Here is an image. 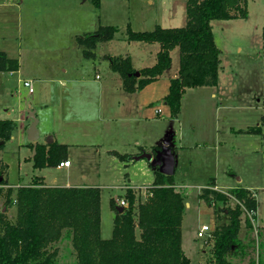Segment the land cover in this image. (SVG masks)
<instances>
[{
    "label": "rangeland",
    "instance_id": "1",
    "mask_svg": "<svg viewBox=\"0 0 264 264\" xmlns=\"http://www.w3.org/2000/svg\"><path fill=\"white\" fill-rule=\"evenodd\" d=\"M186 2L187 0H101L100 6L97 7L93 0H0V48L7 51L9 56L18 57L20 62L19 71L0 72V117L5 113L4 107L9 105L7 102L14 109H17V105L24 108V100L33 95L18 82V78L34 73L40 74V77L89 74V82L97 84L93 80L95 74H101L99 81H102L112 69L108 54L119 56L130 51H135V55L143 52V48L134 47L141 45L140 40L127 39L128 26L134 31L152 30L156 25L184 26L187 22ZM248 10L249 16L246 19H221L212 22L216 43L221 49V67H225L222 85L225 86L230 104H237L235 108L221 110L222 130L254 125L255 110L245 105L238 108V105L241 102L251 104L254 93L262 90L264 85V0H248ZM18 14L22 16L19 19ZM102 24L115 25L118 32L113 39L97 44L95 57H87L78 46L77 37L95 32ZM173 55L174 64L168 74L179 64V47L175 48ZM61 65L69 68L67 74L62 72ZM11 87H18L14 96L11 95ZM210 92L211 87L207 85L187 88L183 93L182 107L177 116L169 115L167 110L161 111V118L148 126L152 136L160 130L163 131L164 127L169 134L176 132L177 139L182 134L185 144L183 147L189 149L182 151L180 148L174 179L180 184V187H177L185 190L186 201L190 200L192 203L185 209L182 223V246L190 258V264H214V232L218 225L229 221L227 206L233 207L237 203L233 194H228L227 202L210 194L214 205L208 204L205 198L199 196L201 186L205 185L204 172L210 169L211 155L203 145H206L212 136L217 115ZM4 103L6 105H3ZM44 129L42 123L41 131ZM13 133V138L0 148V162L5 160L9 163L10 176L12 180H16L20 173L29 170L24 156L30 151H27L26 145L21 144L26 141V136L21 131L20 123ZM227 135V139L233 140L226 152L230 153L227 159L232 161V166L244 173L249 182L255 185L260 181L264 182V155L261 152H251L249 147L250 144L258 142L259 137L235 132ZM188 145L190 147H187ZM88 151L90 153L83 152L84 160L75 162L73 168L79 165L80 172L85 171L89 174V179L101 186V236L107 238L112 234L116 213L110 202L111 196L117 202L118 197L126 198L127 188L134 186L138 200L136 202L145 200V189L148 188L145 180L150 179L146 178L147 167L136 168L130 165L123 167L122 172L113 167L105 171L104 164L111 165V159H99V167L95 154L89 149ZM222 166L223 163L219 165L220 169ZM126 170L129 171L131 181H142L145 184L138 188L125 183L128 181ZM45 174L47 181L53 185L62 183L66 177L65 171L53 168L47 169ZM72 177L79 176L73 174ZM30 178L32 180L21 185L45 183L38 182V179H41L39 175ZM120 182L123 186L119 188L107 185ZM14 189L16 194L17 188ZM226 191L231 192L232 189ZM221 192L227 194L223 190ZM4 207L9 217L15 219L17 206ZM261 215L264 216V204ZM251 216L245 211L242 214L239 231L241 245L239 252L229 257L231 264H248L252 260L256 264H264V223H259L258 220L254 222ZM203 224L212 226L211 235L207 238L197 235V228ZM54 248H58V264L74 263L77 258L69 230L63 231L61 239L53 244L52 249Z\"/></svg>",
    "mask_w": 264,
    "mask_h": 264
},
{
    "label": "trees",
    "instance_id": "2",
    "mask_svg": "<svg viewBox=\"0 0 264 264\" xmlns=\"http://www.w3.org/2000/svg\"><path fill=\"white\" fill-rule=\"evenodd\" d=\"M99 7L101 0H93ZM187 22L181 27L156 25L152 30L134 31L127 27L129 41L158 42L160 50L152 66L143 67L140 75L131 63L130 56H108L114 71L121 73L124 87L135 91L154 82L171 67V51L179 47V70L171 77L165 96L171 115L177 116L182 96L189 87L217 85L221 68V49L216 43L213 20L238 19L249 16L248 0H187ZM115 25H101L95 32L77 37V44L87 57H95L98 43L115 37ZM19 59L0 48V71L15 72ZM264 125V116L262 119ZM17 123L10 118L0 119V140L11 138ZM262 132V126L245 129ZM5 142L0 146H4ZM46 146L48 149L46 150ZM122 161L133 157L114 151ZM33 167L54 166L67 157V146L53 141L38 142ZM7 163L0 162V264H58V248L52 249L69 230L76 260L67 264H190L182 246V223L186 208V195L175 184L174 175L157 169L149 186L150 195L138 203L136 192L127 188L128 205L119 211L115 208L111 236H101V188L99 186H45L20 185L16 189L5 186ZM40 182L41 179H38ZM231 193L254 215L258 200L246 187L233 188ZM214 198L227 202L229 196L213 186L202 188L200 196L212 202ZM2 204V205H1ZM16 205L15 219L3 209ZM242 206H227L226 224L218 225L214 234V264H231L229 257L237 254L241 245ZM248 264H256L254 260Z\"/></svg>",
    "mask_w": 264,
    "mask_h": 264
},
{
    "label": "crops",
    "instance_id": "3",
    "mask_svg": "<svg viewBox=\"0 0 264 264\" xmlns=\"http://www.w3.org/2000/svg\"><path fill=\"white\" fill-rule=\"evenodd\" d=\"M4 3L6 2H3V4ZM8 3L9 2H7V4ZM17 16L18 19L22 17L19 14ZM140 42H142L140 43L141 45H136L134 47L139 46L140 48H143L142 53H136L135 55V51H130V53L121 54L124 56H130L131 63L137 70L154 65L157 59V53L161 48L157 42ZM174 51L175 48L171 51V67L174 64ZM109 55L110 54H108V56ZM179 66L180 63L171 74H168L171 71L170 67L156 80H154V82L143 88H137L135 91L126 90L121 73L114 71L113 69H110V73H106L107 76L102 81H99L101 80L102 75L95 74L93 80L97 84L89 82V74L40 77V74L34 73L33 75L28 74L18 78V82H20L22 86V80H32L33 85H35L33 93H29V89L25 85L24 86L27 88L28 93L33 94L34 96L30 95L26 100H24L25 103L21 99V102L25 105L24 108L17 105V109H14L10 107L11 104L6 101L9 105H6V103L3 104L6 105L4 107L5 113L1 114L0 119H13L17 123L16 127H18L19 123L21 124V131H23L26 136V141H22L21 144L26 145L27 151H30V153L26 152L27 155L24 156V161L28 163L29 170L23 174L20 173L16 180H12L9 171V163L4 160V163H7L8 165L6 168L7 172L5 174L8 183H5V186L17 188L20 187L21 184H26L29 180H32L30 177H33V175H39L41 177V181L45 182L43 183L45 186L92 185L99 186L101 188L100 185H97L92 179H89V174L83 170L82 172L79 171V165L73 168L75 162L78 163L84 160L85 155L83 152L90 153L88 149L95 154L99 167V159H105V157H109L111 159V165L110 163L104 164L105 171L113 167L122 172L123 167L127 168L130 165H134L136 168H140V166L147 167L146 171L148 172V176L146 178L150 180H145L146 186H151L159 167L152 166L145 158L139 160L130 159L128 161H121L114 151L131 154L132 157L138 155L144 150L155 152L156 148H159L160 144L165 139L170 140V147L175 152V174L180 148H182V151L189 150L188 148L185 149V147H183L185 145L183 142L184 136L181 134L182 136L179 135L177 139L176 132L169 134L166 127H164L163 131L160 130V132H157L156 135L152 136L149 133L148 126L151 122H156L161 118V111L167 110L168 114L171 115L165 96L169 89V80L171 77L177 75ZM61 67L62 72L67 74L69 68L64 65H61ZM223 74H225L224 66L220 68L218 84L207 85L211 87L210 97L212 98V103L215 106L217 115L212 136L207 141L208 143L203 145L204 148H208L206 152L210 153L211 156L209 159L210 169L204 172L205 179L203 182L205 185L201 186L200 191H202V188L208 187L210 183L212 184L211 186H218L217 188L214 187L215 189L220 191L223 190L224 192H228L226 189L228 190L244 186L248 188L255 199L258 200V207L252 220L254 222L258 220L259 223H264V216L261 215V208L264 204V182L260 181L258 185L249 182L244 173L236 170L232 166V161L227 159L230 153H226L228 146L233 143L231 138L227 139V134H233L235 132L237 134L245 133L251 136H258V142L250 144L249 147H251V152H256L257 154L261 152L264 155V125L262 124L264 116V85L262 90L254 93V98L251 104L241 102L238 105V108L245 105L251 110H255L256 115L254 117L253 126L261 125L262 132L254 133L245 131V129L253 126L237 127L238 129L229 127L228 129L222 130V126L220 124V118L222 116L221 110H224V108H235L237 106V104H230L229 98L226 96L225 86L222 85ZM17 91L18 87L10 88L11 95L13 96L17 93ZM30 109H36V115L39 119L38 128L41 137L37 143L51 144L53 141H56L58 143L65 144L67 146L68 153L67 157L61 160H71L70 166L54 164V166L50 167H33V157L36 154L33 152L35 142L31 141L27 136V129L33 122V119H31L29 115ZM42 123L44 124L45 129L41 131ZM13 134L14 133L12 132V138ZM78 134L80 136H78ZM48 135L53 137V141L51 143L46 141V138L49 137ZM252 140L254 141L256 139ZM187 147L190 146L188 145ZM143 160L146 161L144 162ZM222 163L223 166L220 169L219 165ZM187 166H189V164H187ZM49 168L65 171L66 177L64 181L54 185L49 183L47 181V175L45 174V171ZM125 173L128 176L129 171L126 170ZM73 174H76V176L79 177L73 178ZM0 178L2 179V177ZM127 179L128 181L125 182L127 184H132L138 187L142 186L141 184H145V182L142 181H131V177L129 176ZM175 184L180 187V184H178L177 181H175ZM107 185L116 186L118 188L123 186L121 182L120 184L109 183ZM200 191L199 194H201ZM183 192L185 193V190ZM112 197L113 196H111V198ZM121 198L118 197L117 202ZM200 198L202 197L200 196ZM118 205H120V202H118ZM191 205V201H187L186 208Z\"/></svg>",
    "mask_w": 264,
    "mask_h": 264
},
{
    "label": "water",
    "instance_id": "4",
    "mask_svg": "<svg viewBox=\"0 0 264 264\" xmlns=\"http://www.w3.org/2000/svg\"><path fill=\"white\" fill-rule=\"evenodd\" d=\"M135 76L140 75V70H137L134 72ZM29 115L31 119H33V122L30 124V126L27 129V136L28 138L35 142L33 146V152H36V146L37 141L40 139V132L38 128L39 119L36 115V109H30ZM49 137L46 138V141L51 143L53 141V137L51 135H48ZM5 142L4 139L0 140V146ZM142 158H146L152 166L159 167V170L163 172L166 175H173L174 169H175V152L170 147V140L165 139L161 144L159 148H156L155 152L151 151H142L138 155L133 156V159L139 160ZM1 179V178H0ZM4 210L6 207L3 208ZM119 211H122L124 209V206L119 205L117 207Z\"/></svg>",
    "mask_w": 264,
    "mask_h": 264
},
{
    "label": "built area",
    "instance_id": "5",
    "mask_svg": "<svg viewBox=\"0 0 264 264\" xmlns=\"http://www.w3.org/2000/svg\"><path fill=\"white\" fill-rule=\"evenodd\" d=\"M22 84L25 85L29 89V93H33L34 92L35 85H33L32 80L24 79V80H22ZM70 164H71V160H69V159L59 163V165H61V166H70ZM146 187H148V188L145 189V194H146V198H147V196L150 195V191H149V186H146ZM213 187L217 188L218 186H213ZM130 188L133 189L135 187L131 186ZM225 193H227L229 195H232V193L230 194L229 192H225ZM233 197L237 200V203L242 206L243 213L245 211L249 216H251L253 214V212L248 210L246 208V206L239 199H237L234 195H233ZM119 202H120V205H122V206L128 205V203H129L125 197L121 198L119 200ZM207 203L210 204V205H214L215 202H214V200L212 198V202L210 203L207 200ZM251 217L253 218V216H251ZM211 232H212V226L209 225V224H203L197 229V235L199 237H201V238H207L208 236L211 235L210 234Z\"/></svg>",
    "mask_w": 264,
    "mask_h": 264
}]
</instances>
